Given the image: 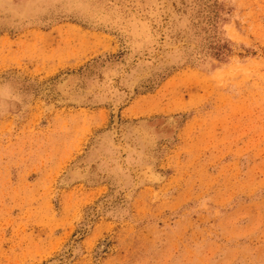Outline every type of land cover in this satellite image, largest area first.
Wrapping results in <instances>:
<instances>
[{
  "label": "rangeland",
  "instance_id": "374dc122",
  "mask_svg": "<svg viewBox=\"0 0 264 264\" xmlns=\"http://www.w3.org/2000/svg\"><path fill=\"white\" fill-rule=\"evenodd\" d=\"M0 264H264V0H0Z\"/></svg>",
  "mask_w": 264,
  "mask_h": 264
}]
</instances>
